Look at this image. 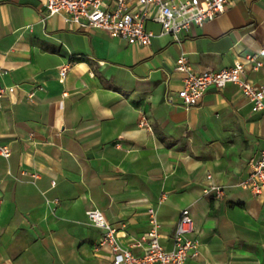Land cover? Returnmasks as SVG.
Returning <instances> with one entry per match:
<instances>
[{"label":"crops","instance_id":"0c3cea01","mask_svg":"<svg viewBox=\"0 0 264 264\" xmlns=\"http://www.w3.org/2000/svg\"><path fill=\"white\" fill-rule=\"evenodd\" d=\"M45 3L0 0V87L17 85L0 111L12 150L0 155V264H109L91 210L142 254L133 243L154 227L150 208L165 249L190 209L199 247L187 264H264V194L242 185L264 150V109L232 83L188 108L169 100L180 101L182 55L197 74L239 61L264 84V0H234L180 41L149 46L80 28Z\"/></svg>","mask_w":264,"mask_h":264},{"label":"built area","instance_id":"2783aa9c","mask_svg":"<svg viewBox=\"0 0 264 264\" xmlns=\"http://www.w3.org/2000/svg\"><path fill=\"white\" fill-rule=\"evenodd\" d=\"M46 0V8L50 15L63 13L67 22L80 28H95L106 31L113 37L127 40L130 44L149 46L157 36L170 35L180 41L194 26H203L206 22L217 18L225 12L234 0ZM44 20V19H43ZM148 22L160 24L159 34L147 27ZM256 62L262 63L256 54L249 55ZM71 62L60 66V80L64 81ZM176 69L185 74L183 87L178 92L179 102H170L186 108L199 104L207 90L211 87L221 88L227 84L237 85L243 94L253 103V110L264 109V84L255 86L243 77L245 66L237 61L233 66L219 71L194 72L192 66L182 55L176 63ZM4 72V71H2ZM5 73V72H4ZM17 85L0 87V111L2 100ZM142 125L149 127L146 117ZM12 150L0 140V155L9 158ZM211 178V176H208ZM256 195L264 194V150L258 158L250 162L247 179L242 183ZM215 198L224 195L222 186L211 185L205 190ZM153 215V229L133 243V247L142 248V254H136L130 247L124 246L116 228L110 226L104 215L98 210H91L88 215L91 221L105 229L100 247L108 246L112 253L109 264H187L188 260L198 254L199 241L190 237L193 232V217L190 209L181 211L171 249H165L160 243L156 209L150 208Z\"/></svg>","mask_w":264,"mask_h":264}]
</instances>
